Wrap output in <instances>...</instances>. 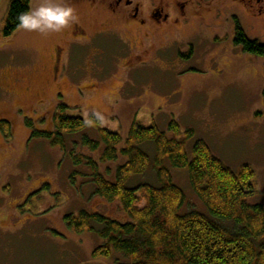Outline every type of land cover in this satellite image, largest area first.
<instances>
[{"label": "rangeland", "instance_id": "rangeland-1", "mask_svg": "<svg viewBox=\"0 0 264 264\" xmlns=\"http://www.w3.org/2000/svg\"><path fill=\"white\" fill-rule=\"evenodd\" d=\"M30 1L31 9L42 3ZM10 2L0 0V34ZM233 18L249 39L264 44V29L236 3L225 9L217 27L211 18L191 21L142 43L123 31L122 42L100 41V50L62 52L56 79L54 47L62 46L71 24L58 33L22 30L8 40L0 36V120L11 125L10 141L0 133V264H127L114 251L109 258H94L103 245L98 235H77L64 224L65 216L81 211L125 221L118 203L94 196L91 169L74 166L71 151L93 159L110 181L126 160L120 156L117 162L101 163L102 144L96 152L81 147L83 136L99 140L92 128L72 135L66 152L31 138L25 120L35 130L51 131L60 104L85 121L100 113L101 127L122 138L134 122L154 125L171 138L173 121L181 131L179 140L193 130L194 138L185 143L188 158L201 140L233 173L249 166L256 195L247 203L264 206V58L235 46ZM85 19L89 29H99L96 18ZM171 175L187 199L184 211H206L191 189L187 169H171Z\"/></svg>", "mask_w": 264, "mask_h": 264}, {"label": "trees", "instance_id": "trees-1", "mask_svg": "<svg viewBox=\"0 0 264 264\" xmlns=\"http://www.w3.org/2000/svg\"><path fill=\"white\" fill-rule=\"evenodd\" d=\"M28 10L29 0H11L2 40L20 29L17 17ZM234 44L245 54L264 58V44L249 39L237 20ZM68 112L64 104L56 108L51 131L35 130L28 119L25 126L31 130V138L48 140L62 152L67 151L72 135L92 128L99 140L83 136L81 147L96 152L102 144L101 163L117 162L120 156L126 160L117 166L115 179L110 181L93 159L76 153L75 148L70 153L74 166L91 169L94 196L108 204L118 203L125 216L123 222L85 211L64 217V224L73 233L95 232L103 241L93 252L94 258H109L114 251L127 264H264V206L247 203L256 195L254 172L249 166L233 173L201 140L194 143L190 160L185 143L194 138V131L186 130L179 140L181 131L173 121L168 126L171 138L154 125L138 122L122 138L103 129L93 114L85 121ZM89 120L93 121L91 126ZM0 133L11 140L8 121L0 120ZM171 169H187L191 189L206 211H184L187 199L174 184Z\"/></svg>", "mask_w": 264, "mask_h": 264}, {"label": "flooded vegetation", "instance_id": "flooded-vegetation-1", "mask_svg": "<svg viewBox=\"0 0 264 264\" xmlns=\"http://www.w3.org/2000/svg\"><path fill=\"white\" fill-rule=\"evenodd\" d=\"M30 9H31V1ZM60 4L74 9L76 23L66 31L62 46L54 47L52 75L59 78L58 65L61 54H72L85 48L100 50L98 42L118 39L125 31L142 43L172 28H181L191 21L204 22L213 19L217 27L222 21L225 9L238 3L249 16L251 22L264 29V0H59ZM99 22V29L92 30L86 25V17ZM234 22L238 19L233 18ZM17 30L14 34L21 32ZM65 52V53H64ZM61 66V65H60Z\"/></svg>", "mask_w": 264, "mask_h": 264}, {"label": "clouds", "instance_id": "clouds-1", "mask_svg": "<svg viewBox=\"0 0 264 264\" xmlns=\"http://www.w3.org/2000/svg\"><path fill=\"white\" fill-rule=\"evenodd\" d=\"M18 27L29 32H37L40 34L58 33L67 28L70 24L77 22L74 9L54 0H42V3L30 9L17 17ZM97 120L102 121L104 117L96 114ZM89 126L93 124L92 120L87 122Z\"/></svg>", "mask_w": 264, "mask_h": 264}]
</instances>
